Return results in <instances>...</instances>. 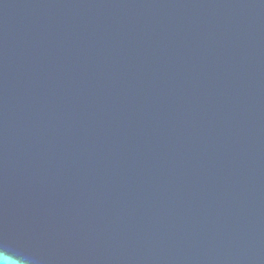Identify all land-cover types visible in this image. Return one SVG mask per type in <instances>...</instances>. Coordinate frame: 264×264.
<instances>
[{"label":"water","instance_id":"95a60500","mask_svg":"<svg viewBox=\"0 0 264 264\" xmlns=\"http://www.w3.org/2000/svg\"><path fill=\"white\" fill-rule=\"evenodd\" d=\"M0 251L264 264V0H0Z\"/></svg>","mask_w":264,"mask_h":264},{"label":"clouds","instance_id":"9594fccd","mask_svg":"<svg viewBox=\"0 0 264 264\" xmlns=\"http://www.w3.org/2000/svg\"><path fill=\"white\" fill-rule=\"evenodd\" d=\"M10 260L11 257L7 253L0 251V264H7ZM12 264H23V262L13 260Z\"/></svg>","mask_w":264,"mask_h":264}]
</instances>
